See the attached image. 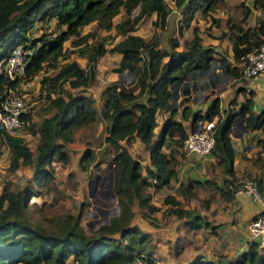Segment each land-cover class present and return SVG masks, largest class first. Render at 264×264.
<instances>
[{"label":"trees","instance_id":"trees-1","mask_svg":"<svg viewBox=\"0 0 264 264\" xmlns=\"http://www.w3.org/2000/svg\"><path fill=\"white\" fill-rule=\"evenodd\" d=\"M172 2L176 8L187 2L178 27L180 32L182 27L189 25L196 11L204 15L214 8L216 0ZM240 5L243 7L240 22H243L250 8L242 3ZM251 7L264 11V1L253 0ZM120 10L124 11L121 19L112 24V17ZM168 12L165 0H0V100L7 88H14L15 82L9 80L4 71L3 59L15 44L30 49L26 58L25 78L41 69L56 68L59 58L66 56L63 43L67 40L78 47L77 52L86 59L85 69L74 60H69L61 64L52 76L40 79L41 83L48 80L50 87H59L66 81L70 87H79L81 91L62 95L64 90H59L54 97L45 93L48 106L53 111L41 119L37 131L42 132L50 144L36 145V154L33 155L21 136L0 131V142L9 150L7 169L14 171L25 165L31 167L28 188L20 190L4 183L0 189V264H65L69 256L76 264H155L149 234L130 223L133 214L131 206L136 203L137 207L144 209L142 215L149 223L156 225L149 213L158 208L149 203L150 195L146 188L158 190L176 179V154L171 145H178L185 137L187 132L182 121L190 115V109L184 105L176 118L177 110L169 101L171 84L182 79L187 71L203 68L213 59L212 47L201 45L194 29L191 40L185 42L181 50L175 49L178 44L175 39L169 40L167 49H160L154 38L144 40L131 33L138 21L152 13L155 14L152 24L165 26ZM35 20L53 25L49 28L46 25V32L32 36L30 31L34 28ZM91 21L103 30L113 27L115 34L124 37L108 48L100 40L88 43L89 33L80 34V29ZM221 35L230 41L232 58L239 64L242 53L264 42V18L252 27L243 28L240 24L230 23ZM105 52L120 55L114 71L117 74L126 71L134 79L132 86L117 79L100 91L103 100L99 112L106 132L104 140L114 151L112 159L119 163L112 184L118 201V213L110 216L106 223L88 231L84 230L80 222L79 212L43 217L44 225H41L31 220L25 212L28 200L37 196L42 189L50 190L53 180L51 161L54 159L66 164V144L72 141L73 132L95 121L98 111L93 98L82 92L93 79L94 63ZM239 68L240 65L225 66L233 77L239 75ZM248 94L235 112L230 108H220L218 98L214 97L203 113L195 111L190 117L191 122L197 118L213 122L214 142L210 153L217 159L226 178L218 186L208 180L203 182L208 181L224 198L231 197L236 185L231 190L225 185L233 178L230 138L233 122L239 118L249 130L264 125V113H252L251 93ZM161 110L167 111V114L158 130L154 131L156 116ZM29 117L28 110L21 114L26 122ZM135 138L143 144L148 156V163L144 166L127 150ZM165 146H169L168 151L163 150ZM92 157V149L84 148L78 160L79 168L85 169L84 160H92ZM254 181L264 200V186L260 181ZM190 186L180 184V193L186 194ZM162 203L166 204V214L183 220L185 229L206 227L214 233L216 224L195 209L179 207L172 194H165ZM185 264L220 263L196 254ZM227 264H264V247L260 248L251 241L244 251L228 260Z\"/></svg>","mask_w":264,"mask_h":264},{"label":"crops","instance_id":"crops-1","mask_svg":"<svg viewBox=\"0 0 264 264\" xmlns=\"http://www.w3.org/2000/svg\"><path fill=\"white\" fill-rule=\"evenodd\" d=\"M216 2L225 7H231L229 0H216ZM231 2L235 4L243 2L249 6L250 10L243 22L239 21L241 18L239 12H237L235 20L233 18L230 19L227 17V19L223 21L221 20V17L224 16V13H220L219 10L215 11L216 13H212V10H208L204 15H201L200 11L198 10L190 20L187 27H182L180 32L177 28V34L180 38L184 37V35L189 30H191V32L193 29L196 30V34L199 37L201 45L209 44V46L213 49V59L208 63L207 66L203 68L191 69L186 72L182 79L176 80L171 84V95L169 97V101L177 110L176 118L179 117L182 106L185 105L190 109V115L188 119L182 121L186 132H189L190 124H192V128H194V122L196 120H202L197 118L194 122H191L190 117L192 113L195 111L203 113L209 107L210 102L214 97L218 98L220 108H230L233 112H235L239 109L240 103L243 102L244 96H248V93H251L252 113L255 115L264 113V73H259L252 78L244 79L240 75L241 70L239 68V75L236 77L231 76L225 69V66L228 64H236L235 66H239V64L235 63L232 58L230 41L225 35H221L223 31L227 30V25L233 21L236 22V24H240L243 28L247 26L252 27L257 25L260 19L264 18V14L260 8L251 7L252 0H231ZM186 3L187 2L177 8L173 5V2L171 3L174 9L168 12L166 16V24L167 21H169L167 20L168 16H175L177 11L180 13V17L177 21H179V25L181 24L182 12L186 6ZM120 11L124 12L123 10ZM197 13L198 16H200L198 18L200 19L198 24H203V27L206 29L204 33L197 32L195 27L198 25L195 24L197 26H193L192 24V21ZM211 18L215 19L212 20ZM147 19H150L151 25L153 28H156L152 24V21L155 19V14L152 13L147 17ZM138 23L139 21L135 24V26ZM199 29H202V27L199 26ZM120 35L122 38L124 37V35ZM139 36L142 37L141 35ZM178 37L176 38L175 35H173L168 38H175V40L178 41L177 46H175V49L177 50L183 49L184 42L190 41L192 38L191 37L187 40L184 39L182 44V42H179ZM142 38L144 40L154 38L158 48H168L165 47L166 45H164L163 41L161 42L156 39L155 34L152 36V38ZM118 56V59L116 60L117 63L120 58V55ZM75 59L73 60L76 62ZM78 59H83L82 61L86 62V59L84 58ZM76 63L78 64V62ZM117 63L115 64L116 66ZM54 69L55 68L52 69L53 71H50L54 72ZM32 76H35V74ZM28 79L26 77L24 81L15 82L14 88L19 90L21 93H24L23 91L26 90L31 84ZM63 83H61L59 87H61ZM100 88L99 90H101ZM184 91L187 93H184ZM86 93L88 92L86 91ZM92 97L95 96L92 95ZM52 111L53 110L50 108L45 115L51 114ZM166 114L167 111L164 110H161L157 114V126L154 128V131L158 130ZM235 121L230 128V138L233 149V178H231V182H226L225 185L231 190V188L241 177L247 175L253 180L255 179L260 181L264 186V125L262 127L249 130L244 127L243 122L239 118H237ZM130 144L132 148H138L141 146V149H143L145 152L143 144L137 138H135ZM146 159L148 161V156ZM177 165V168L175 169L177 176L178 173L180 174V177L178 176V182L180 183H185V179L187 178L190 183L192 181H200L202 183L198 184L206 187L204 184L205 182L203 181L212 179V182L218 186L221 183L223 184L224 182L222 180L226 178L225 175L222 174L220 167L217 164V159L211 153L205 156L191 155L188 157H183V160H181ZM20 169L22 168L19 167L14 171H8L19 176V174L23 173L24 171H20ZM213 173H215V175ZM213 176L215 177L212 178ZM22 180H25V182H21ZM22 180H18V183L21 184L20 190H24L29 187L28 182L31 181V173L26 172V174L23 175ZM107 189L108 191L104 189V196H106V201L108 202L107 204H115L110 191L111 187ZM214 190L216 192L215 194L219 196L215 187ZM40 196L41 194L32 197H34V200H37L40 199ZM45 196L46 195L43 197ZM219 198L220 203L217 205L215 204L217 209L215 210L214 215L206 214L205 212V210L208 209L210 205L203 207L204 209L199 211L200 214H203L207 220L211 221L213 224H216L214 233L211 231V229L206 227H200L192 231L185 232L182 220L180 222L181 226L174 230H171L168 227L166 229L161 226L153 225L148 222L145 216H140L138 213L136 215L135 210L132 207L131 210L133 214L130 223L136 224L143 232L149 234L150 240L153 244L152 258L155 264H185L196 254H202L207 259L216 260L220 264H227L228 260L234 258L248 247L249 239L247 224L252 218H254L263 210V207L261 203L253 201L244 194H234L232 192L231 197L224 198L220 196ZM175 199L177 200L176 197ZM205 202H208V200ZM181 208H192V206H184ZM140 209L142 213L145 212L144 209ZM185 245L188 246L186 252H190L191 254L193 251V254L190 257L183 255V246ZM65 264L76 263L74 262L72 256H69L66 259ZM133 264H139V262H134Z\"/></svg>","mask_w":264,"mask_h":264},{"label":"rangeland","instance_id":"rangeland-1","mask_svg":"<svg viewBox=\"0 0 264 264\" xmlns=\"http://www.w3.org/2000/svg\"><path fill=\"white\" fill-rule=\"evenodd\" d=\"M171 1L172 0H165V6L167 9H169V12L174 9L173 5L171 4ZM229 1L231 3V7H225L216 2L211 12L213 13L217 10H219L220 13L223 12L224 16L221 17V20L223 21L226 20L227 17L230 19L233 18L235 20L237 12H239L240 16H242L243 7L240 4L242 3L244 6H246V4H244L243 2L235 4L231 2V0ZM261 11L264 14V11ZM125 12L127 13L128 11L125 10ZM122 14L123 12L120 11L115 17L111 19V23L114 24L118 22L121 19ZM179 17L180 13L177 11L175 16H168L167 20L169 21H167V24L165 26H155L156 28H153L150 23V19L145 18L135 26V29L131 33L136 35L139 34L145 39L152 38V36L155 34L156 39L161 42L163 41L164 45H166L165 47H168V43L170 40L168 38L173 35H175L176 38L178 37L177 28L180 25L179 21L177 20ZM199 17L200 16H198L197 13L192 21V24L193 26L198 25L197 27H195L197 29V32L204 33L206 29L205 27H203V24H198L200 20L198 19ZM233 23L236 24V22L234 21L232 22V24ZM46 25L49 28L52 27L53 24L50 22L42 24L39 20H35L34 28L31 29L30 35L38 36L41 32H46ZM199 26L202 27V29H199ZM85 33H89V37L87 38L86 42L90 43L94 40H100L103 42L105 48L112 46V44L122 39L120 34H115L113 27L109 30H103L98 28L94 21L89 22L81 27L80 34ZM192 35L193 30L192 32L191 30H189L184 35V37H178V40L183 44L184 39L187 40L191 38ZM63 46L66 49L64 54L66 56L60 58V60L57 61V65L54 69V72H52V69L39 70L35 74V76H30L28 77L29 79L27 78L31 82V84L26 90L23 91V94H25L26 96L25 106L26 108H28L30 117L26 124H24V126H22V128L15 134L21 136L24 139L26 145L32 151L33 155L36 154V145L50 144V140L46 139L45 135L42 134V132L39 133L37 131V126L39 122L44 116H46L45 114L50 109V107L48 106V99L47 97H45V93H48L50 97H54L59 92V90L64 89L65 90L61 93L62 95L65 92H70L72 94L81 92L79 91V87L72 88L66 82H64L61 87H57L56 85L54 87H50V83L48 82V80L44 83L40 82V79L42 77L52 76L61 64L66 61L73 60L75 58H77L75 60L76 62H78L79 66L86 68V62L82 61L83 59H78H85L83 55L77 52L76 49L78 47L73 46L69 40L65 41L63 43ZM204 46H209V44ZM117 56L118 54L116 53L105 52L101 57L97 59L96 63H94L93 79L90 85L86 87L87 89L85 88L82 93L95 96L92 98L93 104L96 110L98 111L97 117L93 123L88 124L86 126H82L73 132L72 141L66 144V148L68 149V162L66 164H62L60 161L54 159L51 161L53 180L50 190L47 191L42 189L39 193L42 196H40V199L34 200V197H30L28 200V207L25 212L31 220L36 221L41 225H44L43 217H50L53 214L57 213L71 212L74 214L76 212H79L80 222L84 230L88 231L96 229L100 224H103L105 221L104 218L101 216L100 212L97 209H94L93 206H95V208H99L100 210H116L113 214L118 213L115 207L116 204H107L108 202L106 201V196H104V189L108 191L107 188H110V184L113 181V176L115 172L114 163L116 161L112 159L115 155L113 149L104 140L106 132L104 129V121L101 119L99 112L100 105L103 100L102 95L100 94L101 90H99L100 87V89H102L104 86L117 79H121L123 81V84H129V86H132L131 84L134 82L133 76L130 73L122 71V74L118 75L114 71V68L116 67L115 64L117 63L116 60L119 57ZM86 91L88 93H86ZM180 144L181 143H179L178 145H171L173 152L176 154L174 155L176 156L175 168H177L176 165L181 160H183V156L181 155L180 151ZM86 147L92 149L93 157L92 160H84L83 164H85L86 168L80 169L78 166V160L80 159L82 151ZM128 147L127 150L130 155L136 158L140 162L141 166L147 164L148 161L146 159V151L144 152L143 149H141V146L138 148H132L131 144H129ZM168 149L169 146L163 147V150L165 151H168ZM8 153V148L4 145V143L0 142V187L4 183H6L11 187H17L20 189L21 184L18 183V180H22L23 175H25L26 172L31 173V167L28 165L21 166L22 169H20V171H24L23 173L19 174V176L15 175L12 172H9L6 168L8 161ZM108 162H111V165H108ZM142 173H144L143 169ZM95 174H98L99 177L96 179V182L93 187L94 202L92 203L91 200L87 197L86 185L87 180L93 178ZM213 174L215 175V173ZM178 176L180 177L179 173ZM178 176L176 175V179H172L169 184L163 186L158 190H154L152 187L146 188L150 195L149 203L158 208L156 211L149 213V215L151 214L150 216L155 219L154 224H156L157 226L164 227L166 229L168 227L171 230L180 227V222L182 219L175 218L173 215L165 213L166 204L162 203V199L165 194H172L173 196H175L179 201V207L192 206V208L188 209H195L198 212L202 211V209H204L203 207L210 205L209 208L205 210V212L206 214L212 215H214V212L217 209L216 205L220 203V196L215 194L216 192L214 190V187L210 183H208V181L210 180L212 182V179H208V181L204 183L206 187H203V185H199L195 181H192L190 183L187 178L185 179V183H180L178 182ZM214 177L215 176H213L212 178ZM21 182H25V180H22ZM188 183H190L191 186L187 188L185 192L186 194L180 193V184L187 185ZM44 195L46 196L43 197ZM207 200L208 202H205ZM99 201L101 203H99ZM114 201L116 203V200ZM102 203H106L108 206H105ZM131 207L134 208L136 215L138 213V215L142 216V211L139 207H137L136 203H134ZM91 213H94V216H90ZM110 216H112V214H109L108 218ZM89 221L92 222L91 225H85V223ZM184 230L185 232L192 231L187 230L185 228ZM187 248L188 246H183V255H185L186 257H190L193 254V251L190 254V252H186Z\"/></svg>","mask_w":264,"mask_h":264},{"label":"built area","instance_id":"built-area-1","mask_svg":"<svg viewBox=\"0 0 264 264\" xmlns=\"http://www.w3.org/2000/svg\"><path fill=\"white\" fill-rule=\"evenodd\" d=\"M30 49L22 44L13 45L4 57V71L9 80L17 82L25 79V65ZM241 77L244 79L264 73V42L239 56ZM26 96L15 88H7L0 100V131L15 134L26 121L21 114L27 111ZM213 122L196 120L194 131L187 132L181 141L180 151L183 157L191 155L205 156L213 147ZM234 194H244L253 201L261 203L263 210L247 224L249 242L264 247V200L256 182L250 176L241 177L236 183Z\"/></svg>","mask_w":264,"mask_h":264},{"label":"water","instance_id":"water-1","mask_svg":"<svg viewBox=\"0 0 264 264\" xmlns=\"http://www.w3.org/2000/svg\"><path fill=\"white\" fill-rule=\"evenodd\" d=\"M194 131V129L192 128V124H190L189 125V132H193ZM108 165H111V162H108ZM114 165H115V172H114V176H113V181H112V183L110 184V187H111V193H112V196H113V199L114 200H116V209H117V211H118V209H119V207H118V201H117V199H116V195H115V193L113 192V190H112V184H113V182L115 181V179H116V175H117V173H118V169H119V163L118 162H115L114 163ZM150 168L151 169H153V167L152 166H150ZM99 177V175L98 174H95V176L93 177V178H90V179H88L87 180V185H86V189H87V197L91 200V202L93 203L94 201H93V197H94V194H93V187H94V184H95V182H96V179ZM99 203H101L100 201H99ZM103 205H105V206H108L106 203H102ZM93 208L94 209H97L99 212H100V214H101V216L104 218V223H106L107 222V220H108V215L109 214H112V216H114V215H116V214H113L115 211H112V210H107V209H105V210H100L99 208H95V206H93ZM90 216H94V213H91L90 214ZM91 221H89V222H87V223H85V225H87V226H90L91 225Z\"/></svg>","mask_w":264,"mask_h":264}]
</instances>
